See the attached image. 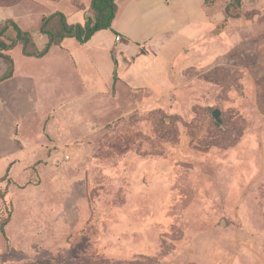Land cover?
Instances as JSON below:
<instances>
[{"label":"rangeland","instance_id":"obj_1","mask_svg":"<svg viewBox=\"0 0 264 264\" xmlns=\"http://www.w3.org/2000/svg\"><path fill=\"white\" fill-rule=\"evenodd\" d=\"M184 1L191 22L123 57L75 38L9 49L30 79L0 81V264H264V0ZM54 9L82 16L71 0H0V23L33 33Z\"/></svg>","mask_w":264,"mask_h":264},{"label":"crops","instance_id":"obj_2","mask_svg":"<svg viewBox=\"0 0 264 264\" xmlns=\"http://www.w3.org/2000/svg\"><path fill=\"white\" fill-rule=\"evenodd\" d=\"M125 1L126 2L123 3L121 1L115 0V2L117 4V11H116L115 17L112 21L110 28L102 29V30H99L96 33H94L90 37L89 40H87L86 42H84L82 44H79L82 48H84L86 46L95 47L97 49H104L105 48L104 50L106 52L110 53V50L114 48V45H117L119 43L120 47L118 48V51H119L118 53L120 55H122V57H123L125 55L124 53H125V51H127V49H133L135 47H142V48L148 49L149 48L148 46L153 42V39L158 34H160V30H164V29L166 30L167 28H170V30H171L175 26L176 27L177 26L183 27L185 24H187V22H191L194 19V17H196L194 10L189 8L186 5L184 0H172L173 2L176 1L177 4H173V3L167 4V2H169V0H167V1H165V0H125ZM181 1L184 2V4L178 5V3H180ZM90 2H91V0H89L88 3L82 2L81 7H79V5H80L79 0L77 3H75L71 0V3H74L77 8L81 9L82 16H81V19L79 21L74 20L71 22L70 20L67 19L68 22L73 23V24L82 23L84 21V15L89 10L88 6H89ZM251 2L255 3L256 1L251 0ZM195 3L197 6V7L195 6L196 11L203 10V8L204 7L206 8V6H211V3L208 4V3H206L205 0H196ZM246 3H248V2H246ZM127 4H128V6L132 7V12H130V13H126L125 6ZM235 5L237 6V4H235ZM248 7H249V3L245 7V9H247ZM234 8L237 11L241 10L238 7L237 8L234 7ZM54 10L61 12L59 9H54ZM183 12H186V13H183ZM239 12L240 11H238V13ZM232 13L233 12L225 13L223 10L222 11L223 15H221L220 18H223L225 16L226 20L228 21L227 24H229V23L231 24L232 20L236 19L235 18L236 14H234V13L232 14ZM175 14L177 17L174 16ZM183 14H184V16L185 15H188V16H185L186 17L185 18L183 16ZM118 15H119V17H122L121 22H122V25H124V27H125V23H127V28H128L127 30H117V29H120V28H117V27H119L117 25ZM42 16L43 15H41V17ZM133 22L138 24V29L137 28H130V27H133L135 25V23H133ZM139 25L141 26L140 29H139ZM121 32H123L124 34L126 33L127 35H130L129 37H127V40L123 41V39L121 37V35H122ZM116 34L120 36V38H121L120 42L115 41V35ZM102 36L104 37L103 42H102V38H100ZM66 39H70V38H66ZM77 43H79V42L77 41ZM103 45H104V48H102ZM115 55H118V54H116V52H115ZM127 56H128V54H126V57ZM116 60L119 61V58H117ZM133 63H135L134 59H133ZM1 64L2 63L0 62V81L3 82L6 80L5 77L3 76V73L6 75L7 65H6V63H5V66H2ZM4 67H6L5 68L6 70H4ZM12 71L13 72L10 73V76H12V77H9V75H6L8 80L10 79L12 81V79H13V81H16V78L18 77V78H23L26 81V83L29 81L30 76L23 72L20 64H16L14 62V66H12ZM24 80L22 81V83H24ZM57 85H59V84L58 83L55 84L54 87H56ZM50 113H51V111H50ZM15 123H16V120H15L14 124ZM50 127H56V130L58 129L57 123L50 125ZM11 139L13 140V138H11ZM61 140H64V139H60L59 143H61ZM45 141H48V140H45ZM64 141H66V140H64ZM26 144H27L26 148H29L30 144L29 143H26ZM55 144L56 143H54V145ZM63 144H65V143H63ZM31 145H33V144H31ZM57 145L60 146V144H58V143H57ZM38 146L44 148L42 155L44 156V153H46L47 154L46 157L48 156V158H49L48 148L47 147L45 148L43 145H38ZM4 157H3V154H0V158H4ZM57 160H58V158L55 157L53 160L54 163ZM6 161L9 164L11 163L10 166L13 165V161H10L7 158H6ZM10 195H9V191H8L7 198H9L11 200ZM9 220H10V218H9ZM9 220H8V222H9Z\"/></svg>","mask_w":264,"mask_h":264},{"label":"trees","instance_id":"obj_3","mask_svg":"<svg viewBox=\"0 0 264 264\" xmlns=\"http://www.w3.org/2000/svg\"><path fill=\"white\" fill-rule=\"evenodd\" d=\"M72 1L75 3L78 2V0ZM235 2L237 5L239 4L238 0H235ZM116 11L117 4L115 0H91L89 10L84 15V21L82 23L73 24L68 22L67 17L62 12H55L47 15L45 14L41 17L37 31L33 33L20 29V27L13 20H10L7 23L1 22L0 57H2L7 64L6 75H10L12 70L10 67V65H12V61L7 55L11 53L9 49H11V47L15 44L21 45L24 54L29 56H41L51 45H58L66 38H75L80 43H84L97 31L110 28ZM14 32L16 33V36L13 38L12 34H14ZM5 34H9L10 38H6ZM31 34L36 35L38 41L42 39L45 45L40 49L34 47L35 44L31 42L30 38ZM30 44L33 46L31 49H29ZM3 51L6 52L3 53ZM214 121L216 124L220 125V116L218 117V120L214 118ZM7 187L4 189L0 188V229H3L4 225L8 222L12 212L11 200L7 198Z\"/></svg>","mask_w":264,"mask_h":264},{"label":"water","instance_id":"obj_4","mask_svg":"<svg viewBox=\"0 0 264 264\" xmlns=\"http://www.w3.org/2000/svg\"><path fill=\"white\" fill-rule=\"evenodd\" d=\"M212 115L214 116V118H215L216 120H218L219 111H218V110H214V111L212 112Z\"/></svg>","mask_w":264,"mask_h":264},{"label":"built area","instance_id":"obj_5","mask_svg":"<svg viewBox=\"0 0 264 264\" xmlns=\"http://www.w3.org/2000/svg\"><path fill=\"white\" fill-rule=\"evenodd\" d=\"M116 37L119 38V36H117V35H116ZM66 158H67V156H66Z\"/></svg>","mask_w":264,"mask_h":264}]
</instances>
